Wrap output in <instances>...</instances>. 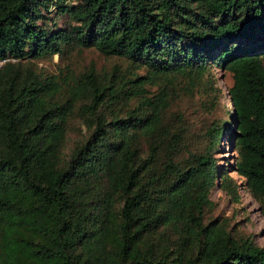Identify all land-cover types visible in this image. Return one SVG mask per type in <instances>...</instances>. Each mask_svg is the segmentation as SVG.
Returning <instances> with one entry per match:
<instances>
[{"label":"trees","instance_id":"trees-1","mask_svg":"<svg viewBox=\"0 0 264 264\" xmlns=\"http://www.w3.org/2000/svg\"><path fill=\"white\" fill-rule=\"evenodd\" d=\"M51 1L0 0V264H264V248L204 223L222 173L210 151L176 161L183 134L164 122L167 94L143 86L210 67L231 76L230 120L209 129L210 146L229 133L231 172L264 215V0ZM50 5L71 25L48 27ZM66 48L147 76L99 83L89 71L63 92L23 71ZM76 103L88 137L64 154Z\"/></svg>","mask_w":264,"mask_h":264},{"label":"rangeland","instance_id":"rangeland-1","mask_svg":"<svg viewBox=\"0 0 264 264\" xmlns=\"http://www.w3.org/2000/svg\"><path fill=\"white\" fill-rule=\"evenodd\" d=\"M61 1L64 6H74L81 2ZM44 14L51 19L47 26L52 29H63L71 25L68 18L58 14L53 5H50L49 12ZM22 68L23 71H34L43 78L55 77L60 85L66 82L72 84L89 71L94 73L99 83H106L109 80L120 83L134 76L140 78L147 76L143 67L133 65L126 58L107 57L94 49L78 52L77 49L66 48L61 55L24 61ZM231 85V76L214 67L208 68L202 75L172 76L169 81L158 84H150L145 80L143 84L146 90L145 97H151L160 89H164L167 94L169 107L164 114V122L171 131L181 130L183 134V143L176 161L184 163L191 155L210 151L216 170L222 173L211 190L209 199L212 206L205 210L204 223L206 225L213 223L214 226L225 229L240 243L250 240L256 246L264 248L262 206L250 195L244 180L231 172L238 155L229 142L227 137L229 133H224L218 143L214 142L210 146L212 138L208 135L209 129H219L224 121L230 120L232 105L227 89ZM63 87V92L65 90L67 92L66 86ZM66 98L63 94L62 100L65 101ZM141 101V98H133L126 104L120 103L117 112L123 116L136 108ZM81 104L74 105L75 109L69 117L64 154L71 152L88 137L87 127L82 119L86 110L80 107ZM108 108L113 111L112 107ZM228 187L230 189H227Z\"/></svg>","mask_w":264,"mask_h":264},{"label":"water","instance_id":"water-1","mask_svg":"<svg viewBox=\"0 0 264 264\" xmlns=\"http://www.w3.org/2000/svg\"><path fill=\"white\" fill-rule=\"evenodd\" d=\"M232 105V104H231ZM232 118H235V114H234V112H233V117Z\"/></svg>","mask_w":264,"mask_h":264}]
</instances>
